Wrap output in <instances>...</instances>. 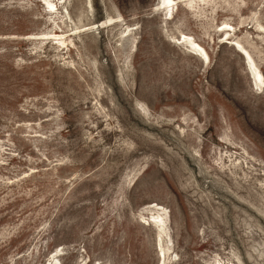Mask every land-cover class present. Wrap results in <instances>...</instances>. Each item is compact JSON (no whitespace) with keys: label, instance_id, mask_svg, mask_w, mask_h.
Returning a JSON list of instances; mask_svg holds the SVG:
<instances>
[{"label":"rangeland","instance_id":"1","mask_svg":"<svg viewBox=\"0 0 264 264\" xmlns=\"http://www.w3.org/2000/svg\"><path fill=\"white\" fill-rule=\"evenodd\" d=\"M158 5L0 0V264H264V0Z\"/></svg>","mask_w":264,"mask_h":264},{"label":"bare ground","instance_id":"2","mask_svg":"<svg viewBox=\"0 0 264 264\" xmlns=\"http://www.w3.org/2000/svg\"><path fill=\"white\" fill-rule=\"evenodd\" d=\"M173 2H174V0H159V7L161 8V7H163V10H165L166 12H167V16L169 17V18H173V8H172V6H173ZM159 9V8H158ZM162 9V8H161ZM182 40H183V42L187 45V47H189L191 50H192V52H193V54L194 55H198L203 61H207L208 60V58H207V56H206V54L203 52V50L196 44V42L193 40V38H191V37H189V36H185V35H183L182 36ZM240 48V53L244 56V57H246V59H247V65L249 66V68H250V72H251V74H252V78H253V81H254V83H255V85L256 86H258L259 85V88L258 89H260V86L261 85H264V78L262 77V75H261V73L256 69V67L253 65V63L250 61V59L248 58V55H247V53H245V51L241 48V47H239ZM154 207V210H155V208H156V210L157 211H165L163 208H161V207H159L158 205H153ZM156 212V211H155ZM166 212V211H165ZM158 213V216L159 217H161V214H159V212H157ZM164 214V213H163ZM166 218H167V213L164 215ZM164 216L163 217H161L159 220H160V222H161V226H162V228H163V231H164V224H165V222H164ZM166 227V226H165ZM161 232V231H160ZM160 235V234H159ZM160 237V236H159ZM54 255H55V253H54ZM53 255V256H54ZM52 256V257H53ZM55 259V258H54ZM57 259V258H56ZM55 262V261H54ZM52 264V263H51Z\"/></svg>","mask_w":264,"mask_h":264}]
</instances>
